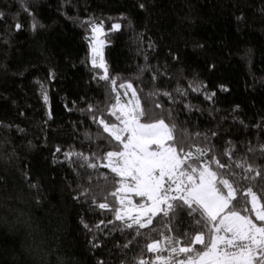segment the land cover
Returning a JSON list of instances; mask_svg holds the SVG:
<instances>
[{
  "label": "trees",
  "instance_id": "1",
  "mask_svg": "<svg viewBox=\"0 0 264 264\" xmlns=\"http://www.w3.org/2000/svg\"><path fill=\"white\" fill-rule=\"evenodd\" d=\"M94 24L106 73L88 62ZM133 91L141 122L175 126L195 173L208 167L224 193L228 180L236 210L262 223L247 190L264 206V0H0V264H159L202 249L187 209L143 229L115 218L105 165L122 146L100 120L120 126L113 106Z\"/></svg>",
  "mask_w": 264,
  "mask_h": 264
},
{
  "label": "snow or ice",
  "instance_id": "2",
  "mask_svg": "<svg viewBox=\"0 0 264 264\" xmlns=\"http://www.w3.org/2000/svg\"><path fill=\"white\" fill-rule=\"evenodd\" d=\"M35 26L34 23L33 27ZM16 27L19 29L20 25ZM120 28L119 23L112 24V30ZM91 30L95 40L96 35L102 32V25L95 24ZM92 54L93 65L104 69L106 73L102 53L96 44L92 47ZM98 57L100 63L96 64ZM100 78L109 79L107 74ZM121 87L132 86L128 84ZM43 95L47 101V94ZM132 95L135 97L134 91ZM117 107L119 115L115 111ZM113 108L112 114L116 116L120 126H109L104 120H100V123L103 131L110 133L118 142L117 146H122L120 151L107 153L105 165L119 177V187L112 193L113 196H119L121 205L120 210L115 211L116 220L125 221L127 228L138 225L143 229L146 224L141 220L142 216H146L147 223L151 224L152 218L158 213L169 216L187 209L193 218H201L196 221L202 227L195 235V243L202 245V249L197 250L192 246H181L178 249L173 247L169 259L156 257L159 264H264V206H259L257 193L250 187L247 190L256 221L262 223L254 222L248 215H242L244 209L236 210L233 204L236 199L233 185L226 179L221 180L219 183L227 189L224 193L217 187L216 173L208 167L199 172V183L193 179L190 173H195L196 169L188 162L192 159V154L184 153L183 146H175V126L169 127L163 119L142 123L144 113L140 110L138 99L132 107H128L119 105L117 98V104ZM125 133L126 136L122 135ZM84 166L97 167L96 164L87 162ZM129 193L146 198L150 203L140 204L139 212L133 215L135 205L129 198ZM98 207L102 210L109 209L107 203H99ZM127 220L131 223H127ZM205 228L207 239L204 235ZM158 243H149L147 249L150 252L157 251ZM188 243L191 244L190 241ZM172 253H182L185 257L176 261L171 259ZM139 264L146 262L140 261Z\"/></svg>",
  "mask_w": 264,
  "mask_h": 264
},
{
  "label": "rangeland",
  "instance_id": "3",
  "mask_svg": "<svg viewBox=\"0 0 264 264\" xmlns=\"http://www.w3.org/2000/svg\"><path fill=\"white\" fill-rule=\"evenodd\" d=\"M92 27L90 28V31L88 32V37H89V40H90V45H89V49H88V62L91 65H93V54H92V47H93V45L96 44V46L99 48L100 52L102 53V58H103V50H104V45L106 43V41H105V39L103 37V35H104V29L102 28V32H100L99 34H97L96 35V39L94 40L93 39L94 34H93L92 30H91ZM97 41H99L101 43H97ZM103 61H104V58H103ZM99 63H100V58L98 57L97 60H96V64H99ZM101 70L104 71V69H101ZM136 99H137L136 97L131 96L128 99V101H126L124 103H121L120 105L121 106L132 107L133 106V103H134V101ZM125 135H127V134L125 133ZM190 174L193 175V179L196 180L197 183H199V173H190ZM184 180H185V184H187L188 183L187 177H185ZM173 187H175V185H173ZM129 198L132 200L133 205H135V209H134V211L132 213L133 215H136L139 212V205L140 204L147 202L146 198L137 197V196H135L134 193H129ZM147 203H150V202H147ZM120 208H121V205L119 206L118 210H120ZM254 213H255V211H254ZM142 217H145V216H142Z\"/></svg>",
  "mask_w": 264,
  "mask_h": 264
},
{
  "label": "clouds",
  "instance_id": "4",
  "mask_svg": "<svg viewBox=\"0 0 264 264\" xmlns=\"http://www.w3.org/2000/svg\"><path fill=\"white\" fill-rule=\"evenodd\" d=\"M33 232H36L37 236L39 237L40 243H43L44 241V231L43 228L40 226L38 222L35 223V226L32 225L29 226Z\"/></svg>",
  "mask_w": 264,
  "mask_h": 264
}]
</instances>
